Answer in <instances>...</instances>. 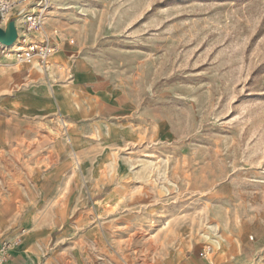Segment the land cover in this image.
<instances>
[{
	"label": "rangeland",
	"instance_id": "374dc122",
	"mask_svg": "<svg viewBox=\"0 0 264 264\" xmlns=\"http://www.w3.org/2000/svg\"><path fill=\"white\" fill-rule=\"evenodd\" d=\"M45 16L46 65L0 55L5 264H264V0Z\"/></svg>",
	"mask_w": 264,
	"mask_h": 264
},
{
	"label": "built area",
	"instance_id": "2783aa9c",
	"mask_svg": "<svg viewBox=\"0 0 264 264\" xmlns=\"http://www.w3.org/2000/svg\"><path fill=\"white\" fill-rule=\"evenodd\" d=\"M50 0H0V28H4L9 21H13L17 33V42L20 50L14 52L17 64L30 65L36 62L44 66L56 52L53 39L58 36V30L45 31V13ZM38 34L39 38L33 36ZM31 36L29 43L25 38ZM72 42V41H71ZM5 52V47L0 45V55ZM11 245L0 248V264H5L9 257ZM209 248L202 251L199 256L206 257Z\"/></svg>",
	"mask_w": 264,
	"mask_h": 264
},
{
	"label": "crops",
	"instance_id": "0c3cea01",
	"mask_svg": "<svg viewBox=\"0 0 264 264\" xmlns=\"http://www.w3.org/2000/svg\"><path fill=\"white\" fill-rule=\"evenodd\" d=\"M85 70L87 69L80 63H78L75 67L76 75H80L81 72H85ZM50 89L51 92H53V89L52 88ZM57 94L60 95V90H58ZM62 105H65V103L63 102ZM20 134H21V130L17 125L12 126L9 125L7 122H4L3 124L0 125V144L5 143L10 138H14L18 140L20 138Z\"/></svg>",
	"mask_w": 264,
	"mask_h": 264
},
{
	"label": "water",
	"instance_id": "95a60500",
	"mask_svg": "<svg viewBox=\"0 0 264 264\" xmlns=\"http://www.w3.org/2000/svg\"><path fill=\"white\" fill-rule=\"evenodd\" d=\"M17 38V33L13 21H9L6 26L0 28V45L3 47L11 46Z\"/></svg>",
	"mask_w": 264,
	"mask_h": 264
},
{
	"label": "bare ground",
	"instance_id": "6f19581e",
	"mask_svg": "<svg viewBox=\"0 0 264 264\" xmlns=\"http://www.w3.org/2000/svg\"><path fill=\"white\" fill-rule=\"evenodd\" d=\"M16 47H17V40L11 46L5 47V49L11 50V49H15ZM18 49L20 50L21 48H19L18 46Z\"/></svg>",
	"mask_w": 264,
	"mask_h": 264
}]
</instances>
